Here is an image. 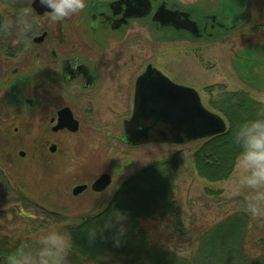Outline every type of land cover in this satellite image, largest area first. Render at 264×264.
Instances as JSON below:
<instances>
[{"label": "flooded vegetation", "instance_id": "1", "mask_svg": "<svg viewBox=\"0 0 264 264\" xmlns=\"http://www.w3.org/2000/svg\"><path fill=\"white\" fill-rule=\"evenodd\" d=\"M5 1L6 11L0 10V140L27 141L23 129L36 122V140L50 154L58 151L59 140L82 131L83 137L97 136L100 126L107 140L129 149L143 146L125 142L124 122L132 115L139 77L150 66L163 71L154 65L153 44L144 59L123 54L138 47L143 36L152 42L156 37L229 36L241 26L246 8L245 0H87L82 12L53 24L47 18L50 9H36L34 0ZM156 12L166 24L154 19ZM25 20L31 24L27 32ZM188 20L196 24L194 35L180 28ZM117 127L120 133H113ZM18 155L24 157L25 151Z\"/></svg>", "mask_w": 264, "mask_h": 264}, {"label": "rangeland", "instance_id": "2", "mask_svg": "<svg viewBox=\"0 0 264 264\" xmlns=\"http://www.w3.org/2000/svg\"><path fill=\"white\" fill-rule=\"evenodd\" d=\"M15 1L22 4L26 0ZM5 2L0 0L2 12L8 6ZM245 2L246 8L241 12L242 25L229 36L201 41H164L156 37L153 42L143 36L138 42L139 46L128 49L130 52H125L123 57L137 56L144 59L147 52L151 51L148 48L153 44L154 65L175 82L197 90L206 106L209 97L205 87L219 84L229 91L246 90L264 104V0ZM135 31L136 34L142 33L139 29ZM123 48L129 47L123 45L121 49ZM161 56L163 59L159 58ZM215 95L216 93L213 94ZM106 114L107 117L110 116L108 111ZM101 115L106 117L105 114ZM94 128L97 129H92ZM120 128H113V133H120ZM103 129L100 126L98 135L94 137H83L82 131V135L59 140L56 154L44 151L41 142L36 140V122L23 129L27 141L16 142V138L7 136L1 138L0 172L8 181L7 187L15 193H7L4 187H0V196L5 195V199H0V250L13 252L19 247L17 245L26 241L34 243L40 233L49 229L58 228L68 233V229L77 225L82 218L104 209L126 178L150 163L163 160L176 152L182 153L184 166L176 179L174 198L185 212H189L191 204L190 214L194 211L197 226L205 225L207 219L214 220L207 218L205 205L198 202L205 198V187L221 192L215 202L245 199L250 195L238 185L239 176L244 174L238 161L227 180L207 183L196 175L192 154L201 141L186 145L148 144L129 149L116 140H107ZM11 131L12 127L10 133ZM19 150L25 151L24 157L18 155ZM115 170L116 172H112ZM103 172L111 175V183L102 192L92 190V182L105 174ZM81 184H87V189L73 195V188ZM17 204L20 205V211ZM26 211L32 213L34 219L24 220L22 215ZM143 226L152 239L165 241L166 247L173 242L176 250L181 248L182 241L174 238L164 224L148 220ZM6 259L0 260V264H6ZM65 264H74L69 255ZM98 264L134 262L127 257L102 255Z\"/></svg>", "mask_w": 264, "mask_h": 264}, {"label": "trees", "instance_id": "3", "mask_svg": "<svg viewBox=\"0 0 264 264\" xmlns=\"http://www.w3.org/2000/svg\"><path fill=\"white\" fill-rule=\"evenodd\" d=\"M205 92L209 97L207 107L224 117L227 131L202 140L192 154V163L199 178L216 183L227 180L238 161L241 149L231 140L233 130L244 120L264 113V104L246 90L229 91L221 84L207 86ZM183 166L181 152L150 163L126 178L104 209L69 228L73 249L68 255L73 263L98 264L102 255H114L127 257L134 264H264V218L245 213L242 198L215 202L221 192L205 187V198L198 202L205 205L207 218L214 220L197 226L194 211L190 214L191 204L185 212L174 198ZM7 183L0 172V187L15 193ZM117 213L123 214V219H118ZM22 217L34 219L29 211ZM148 220L167 226L173 237L182 241L181 248L176 250L173 242L166 247L165 241L152 239L143 226ZM122 226L125 231L121 234ZM10 253L1 249L0 260Z\"/></svg>", "mask_w": 264, "mask_h": 264}, {"label": "water", "instance_id": "4", "mask_svg": "<svg viewBox=\"0 0 264 264\" xmlns=\"http://www.w3.org/2000/svg\"><path fill=\"white\" fill-rule=\"evenodd\" d=\"M33 7L46 9L40 0H34ZM154 19L162 24L167 23L160 19L159 12H156ZM180 28L192 35L197 33L196 24L191 20ZM226 130L225 119L207 109L195 89L174 83L150 66L137 80L133 114L124 122V140L131 145L186 144L211 138ZM110 183L111 176L102 174L93 182L91 189L101 192ZM86 188L85 184L74 187L73 195Z\"/></svg>", "mask_w": 264, "mask_h": 264}, {"label": "clouds", "instance_id": "5", "mask_svg": "<svg viewBox=\"0 0 264 264\" xmlns=\"http://www.w3.org/2000/svg\"><path fill=\"white\" fill-rule=\"evenodd\" d=\"M47 10L48 20L55 24L82 12L88 5L87 0H40ZM30 10L24 13L27 17ZM31 27L29 21L23 22V32ZM163 59V57H159ZM231 140L240 147L239 165L244 174L239 176L238 185L250 195L245 197L243 211L252 218H264V113L239 123L232 132ZM123 219V214H116ZM110 226V225H106ZM121 234L125 231L121 227ZM95 234V229L91 230ZM117 245L120 240L115 241ZM73 249L69 233L53 228L40 233L35 242H24L8 254L6 264H65Z\"/></svg>", "mask_w": 264, "mask_h": 264}]
</instances>
